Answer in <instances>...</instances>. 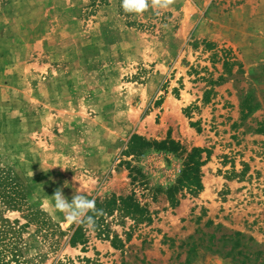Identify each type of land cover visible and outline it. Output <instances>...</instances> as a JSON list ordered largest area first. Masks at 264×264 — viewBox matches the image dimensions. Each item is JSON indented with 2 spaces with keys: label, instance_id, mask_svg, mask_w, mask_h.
<instances>
[{
  "label": "rangeland",
  "instance_id": "rangeland-1",
  "mask_svg": "<svg viewBox=\"0 0 264 264\" xmlns=\"http://www.w3.org/2000/svg\"><path fill=\"white\" fill-rule=\"evenodd\" d=\"M121 3L0 0V231L22 264H264V0ZM58 188L104 212L84 244Z\"/></svg>",
  "mask_w": 264,
  "mask_h": 264
},
{
  "label": "trees",
  "instance_id": "trees-1",
  "mask_svg": "<svg viewBox=\"0 0 264 264\" xmlns=\"http://www.w3.org/2000/svg\"><path fill=\"white\" fill-rule=\"evenodd\" d=\"M154 145H163L170 149L176 147V143L173 140H164L162 142H154ZM202 153V150L199 148H193L191 152L188 154V160L186 163L185 168L182 170V174L180 176L179 182L177 186L172 187L170 190L173 193L174 190L177 189H186L191 193L197 192L201 187V166L203 164L202 161H199V155ZM0 195L5 197L4 193L1 191ZM11 203V200H9ZM175 202H177L175 200ZM107 205L119 203V205L124 206L128 209L130 214L134 215L136 212H140L144 215V209L140 207L139 203L136 201L133 194L129 195H111V197L105 201ZM98 207H101V204H98ZM89 215H92L89 212ZM82 224H78L73 232H71L68 242L72 245L77 243H86L88 241V236L86 232H84L82 228ZM2 232L0 231V264H22V252L17 245L16 235L15 232ZM233 238L235 241L238 242L237 237L241 236L240 233H235ZM214 238V236L212 237ZM225 238V237H224ZM228 238H231L229 236ZM118 240L117 237L114 238V241ZM119 241V240H118ZM113 242V241H112ZM214 243V242H213ZM115 244V242H114ZM213 251L220 252L218 248H215ZM242 252H234L233 249H229L228 251L224 252L225 257H231L234 261H237L238 264H245L247 257L244 256L242 259L238 258L241 256ZM239 255V256H235ZM189 262L188 257L185 260V264Z\"/></svg>",
  "mask_w": 264,
  "mask_h": 264
},
{
  "label": "clouds",
  "instance_id": "clouds-1",
  "mask_svg": "<svg viewBox=\"0 0 264 264\" xmlns=\"http://www.w3.org/2000/svg\"><path fill=\"white\" fill-rule=\"evenodd\" d=\"M174 3V0H122L121 7L125 13L142 14L150 7L152 9H167ZM54 201V208L64 214L68 225L86 224L90 229H95V217L104 215L102 209L96 208V202L84 195L74 194L71 202L65 197L62 189H56L51 196ZM89 212L93 215H89Z\"/></svg>",
  "mask_w": 264,
  "mask_h": 264
}]
</instances>
